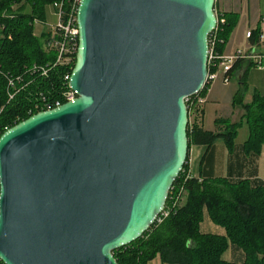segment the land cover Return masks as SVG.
<instances>
[{
  "label": "water",
  "instance_id": "obj_1",
  "mask_svg": "<svg viewBox=\"0 0 264 264\" xmlns=\"http://www.w3.org/2000/svg\"><path fill=\"white\" fill-rule=\"evenodd\" d=\"M214 3L79 1L76 97L0 135L3 264H118L156 221L186 163Z\"/></svg>",
  "mask_w": 264,
  "mask_h": 264
},
{
  "label": "trees",
  "instance_id": "obj_2",
  "mask_svg": "<svg viewBox=\"0 0 264 264\" xmlns=\"http://www.w3.org/2000/svg\"><path fill=\"white\" fill-rule=\"evenodd\" d=\"M72 0H0V135L13 125L56 103L66 102L64 93L75 63L54 65L55 54L46 51L44 39L34 33V20H45V7ZM217 2L214 10L217 13ZM215 51L222 54L238 14L217 13ZM260 29L250 32V39L259 40ZM241 62L233 65L231 74ZM46 69V75L42 74ZM15 82L9 92L8 81ZM246 82L232 97L243 113L237 121L225 117L214 119L213 131L205 130L194 119L187 124L190 145L210 146L222 140L228 150L234 145L238 129L248 126L243 143L245 153L259 154L264 144V95L254 91L250 102H244ZM208 84L200 95H206ZM189 106V103L187 104ZM203 115V109L201 111ZM188 158L186 157V162ZM187 163L174 181L163 212L141 237L112 252L118 264H149L159 257L161 264H264V184L251 185L247 179L229 181L225 178H186ZM201 179V181H199ZM208 216L223 234L204 233L200 223ZM241 249V263L226 261L222 254L230 246Z\"/></svg>",
  "mask_w": 264,
  "mask_h": 264
},
{
  "label": "crops",
  "instance_id": "obj_3",
  "mask_svg": "<svg viewBox=\"0 0 264 264\" xmlns=\"http://www.w3.org/2000/svg\"><path fill=\"white\" fill-rule=\"evenodd\" d=\"M218 5L225 12L238 14V22L230 34L223 53H231L237 49L247 48L249 45H252L257 52H264V41L254 42L246 37V32L253 31L256 27L260 29L259 34L264 35V0H219ZM235 74L239 82L238 88L241 86V79L246 82L247 87L244 93L250 96L248 102L251 101L254 91L264 95V68L258 69L250 63L242 71L239 65ZM206 98L201 120V126L205 130L213 131L215 129L214 119L217 117L237 121L243 113L241 108L233 109L234 114L233 112L229 115L221 114L216 109L217 103L209 104L210 98L215 99L212 88L206 93ZM248 134V126L243 123L238 129L231 150H228L222 140H218L210 146L190 145L187 158L192 176L203 179L225 178L229 181L247 179L253 186L264 184V144L259 154L245 153L243 143L248 138ZM205 217L208 218L206 214L203 218ZM207 220L209 222L205 221L204 228L200 226L201 232L224 233L221 227L212 223L209 218ZM222 257L226 261L241 263L244 260V253L241 249L230 245ZM149 264H161L159 257L154 258Z\"/></svg>",
  "mask_w": 264,
  "mask_h": 264
},
{
  "label": "built area",
  "instance_id": "obj_4",
  "mask_svg": "<svg viewBox=\"0 0 264 264\" xmlns=\"http://www.w3.org/2000/svg\"><path fill=\"white\" fill-rule=\"evenodd\" d=\"M79 1L80 0H72L67 7L64 6L63 2H55L52 4L56 10L57 24L54 25L51 31L47 34L46 40L44 42V48L46 51L54 52V65L69 64L73 61L74 55L76 54L78 46L77 8ZM215 14L217 17L216 11ZM37 23H40V21L37 19L34 20V24ZM217 27L218 17L216 28L211 32L208 39L209 49L207 57V78L205 85H209L217 79H220L224 85L228 84L232 76L231 71L233 65L236 62L249 60L250 63H252L256 68H264V52L255 51L252 45H249L247 48L237 49L231 53H216L215 44ZM250 32L251 31L246 32L247 38L250 37ZM259 41H264L263 34H260ZM46 72V69H42L43 75H46ZM14 87L15 82L9 80V99L13 98L14 96L13 93L9 92ZM204 87L202 88V90L204 89ZM201 91L196 93L195 95L185 98L186 106L189 103V106H187L189 123L192 119H194V122H200V120L202 119L201 111L207 101V98L206 95H200ZM63 95L66 102L76 97V94L70 88ZM59 105L61 104L56 103L55 107ZM186 163L187 168L185 176L186 178H191L192 174L189 168L188 160ZM199 181H201V179H199ZM161 213L164 212L162 211ZM164 215H167V212H165ZM0 264H3L1 260Z\"/></svg>",
  "mask_w": 264,
  "mask_h": 264
},
{
  "label": "rangeland",
  "instance_id": "obj_5",
  "mask_svg": "<svg viewBox=\"0 0 264 264\" xmlns=\"http://www.w3.org/2000/svg\"><path fill=\"white\" fill-rule=\"evenodd\" d=\"M216 1V0H215ZM219 0H217V13L225 12L219 5ZM261 18V17H260ZM57 24V14L54 6L52 4L45 7V20L43 22L34 24V33L40 39L47 37V34L51 31L52 27ZM238 79L235 75H232L228 84H223L220 79L215 80L214 82L208 85V91L212 88V94L215 96V99L210 98L209 104L217 103L216 109L223 115H229L233 112V109H241L240 105H232V95L238 90ZM252 97V96H251ZM250 96L244 93V101L248 102ZM208 218H203L200 226L205 225V221ZM209 222V221H208ZM202 224V225H201ZM222 229V228H221ZM223 231V229H222Z\"/></svg>",
  "mask_w": 264,
  "mask_h": 264
}]
</instances>
